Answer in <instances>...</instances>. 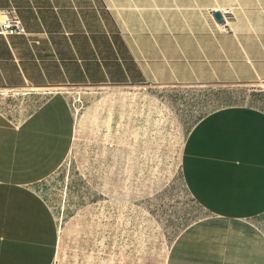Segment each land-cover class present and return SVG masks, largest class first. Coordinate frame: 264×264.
I'll list each match as a JSON object with an SVG mask.
<instances>
[{
	"label": "crops",
	"instance_id": "crops-1",
	"mask_svg": "<svg viewBox=\"0 0 264 264\" xmlns=\"http://www.w3.org/2000/svg\"><path fill=\"white\" fill-rule=\"evenodd\" d=\"M10 9L25 34L0 35V92H32L11 103L0 97V264L55 260L56 223L39 187L76 131L62 86L187 95L264 84V0H0V10ZM129 94L102 96L83 123L114 128L137 100ZM189 99L175 106L177 166L202 215L173 242L166 264H264V108L201 114Z\"/></svg>",
	"mask_w": 264,
	"mask_h": 264
},
{
	"label": "rangeland",
	"instance_id": "rangeland-1",
	"mask_svg": "<svg viewBox=\"0 0 264 264\" xmlns=\"http://www.w3.org/2000/svg\"><path fill=\"white\" fill-rule=\"evenodd\" d=\"M62 89L76 131L68 156L39 187L56 223L53 264H166L173 242L202 215L177 166L176 103L194 99L201 114L231 104L264 108V84L187 95L149 86ZM126 90L137 100L122 107L114 128L83 123L81 115L95 101Z\"/></svg>",
	"mask_w": 264,
	"mask_h": 264
},
{
	"label": "built area",
	"instance_id": "built-area-1",
	"mask_svg": "<svg viewBox=\"0 0 264 264\" xmlns=\"http://www.w3.org/2000/svg\"><path fill=\"white\" fill-rule=\"evenodd\" d=\"M25 34L24 29L20 23V20L13 9L10 10H0V35L1 36H11ZM94 88V87H93ZM30 90L22 92H0V97L7 99V96H12L16 98H22L25 95H28ZM74 116V115H73ZM75 124V116H74Z\"/></svg>",
	"mask_w": 264,
	"mask_h": 264
},
{
	"label": "water",
	"instance_id": "water-1",
	"mask_svg": "<svg viewBox=\"0 0 264 264\" xmlns=\"http://www.w3.org/2000/svg\"><path fill=\"white\" fill-rule=\"evenodd\" d=\"M212 17L218 24H224L225 16H223L221 13L213 12Z\"/></svg>",
	"mask_w": 264,
	"mask_h": 264
},
{
	"label": "flooded vegetation",
	"instance_id": "flooded-vegetation-1",
	"mask_svg": "<svg viewBox=\"0 0 264 264\" xmlns=\"http://www.w3.org/2000/svg\"><path fill=\"white\" fill-rule=\"evenodd\" d=\"M13 99H15L14 97L12 96H7V103H11L13 101Z\"/></svg>",
	"mask_w": 264,
	"mask_h": 264
},
{
	"label": "bare ground",
	"instance_id": "bare-ground-1",
	"mask_svg": "<svg viewBox=\"0 0 264 264\" xmlns=\"http://www.w3.org/2000/svg\"><path fill=\"white\" fill-rule=\"evenodd\" d=\"M78 111V110H77Z\"/></svg>",
	"mask_w": 264,
	"mask_h": 264
}]
</instances>
